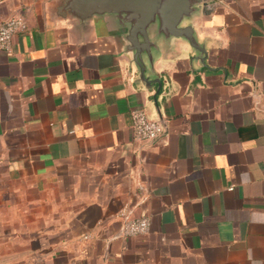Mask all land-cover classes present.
<instances>
[{"label":"crops","instance_id":"obj_1","mask_svg":"<svg viewBox=\"0 0 264 264\" xmlns=\"http://www.w3.org/2000/svg\"><path fill=\"white\" fill-rule=\"evenodd\" d=\"M57 2L0 0L28 25L0 49V264H264V0H212L207 66L177 41L156 103L106 19ZM133 109L165 134L135 141Z\"/></svg>","mask_w":264,"mask_h":264},{"label":"water","instance_id":"obj_2","mask_svg":"<svg viewBox=\"0 0 264 264\" xmlns=\"http://www.w3.org/2000/svg\"><path fill=\"white\" fill-rule=\"evenodd\" d=\"M216 9L212 0H58L52 16L73 20L83 32L91 29L95 18L106 19L119 43V55L128 59L137 74V84L155 90L156 103L163 89L156 64L166 53L175 51L177 41L187 42L194 50L192 62L207 66V49L200 41L195 21ZM159 120L164 135V118Z\"/></svg>","mask_w":264,"mask_h":264},{"label":"built area","instance_id":"obj_3","mask_svg":"<svg viewBox=\"0 0 264 264\" xmlns=\"http://www.w3.org/2000/svg\"><path fill=\"white\" fill-rule=\"evenodd\" d=\"M27 26L23 15H15L0 22V49L10 52L15 35L26 30ZM131 118L135 141H154L161 137L164 130L161 120L149 118L143 109H133ZM150 226L151 219L147 214L132 219L126 218L119 235L124 237L144 235L149 232Z\"/></svg>","mask_w":264,"mask_h":264}]
</instances>
